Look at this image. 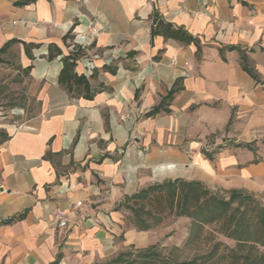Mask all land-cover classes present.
Returning <instances> with one entry per match:
<instances>
[{
  "label": "crops",
  "instance_id": "obj_1",
  "mask_svg": "<svg viewBox=\"0 0 264 264\" xmlns=\"http://www.w3.org/2000/svg\"><path fill=\"white\" fill-rule=\"evenodd\" d=\"M154 11L200 51L152 37ZM92 20L101 31L76 67L95 91L85 98L59 83L61 56L50 54L68 55ZM8 43L34 112L16 124L0 118V264H116L164 246L190 219L138 230L124 203L165 180L264 193L255 146L202 153L231 124L228 137L262 144L264 0H0V50ZM79 200L90 220L58 230L53 209Z\"/></svg>",
  "mask_w": 264,
  "mask_h": 264
},
{
  "label": "trees",
  "instance_id": "obj_2",
  "mask_svg": "<svg viewBox=\"0 0 264 264\" xmlns=\"http://www.w3.org/2000/svg\"><path fill=\"white\" fill-rule=\"evenodd\" d=\"M152 20V37L160 35L166 40L194 43L200 51L198 39L185 28L167 22L157 11L153 12ZM70 37L68 34L65 39ZM9 45L10 43L5 45L0 53H4ZM83 55L84 50L80 48H74L68 55H63L62 51L56 49L54 54H50V58L61 56L63 67L59 83L66 87L70 94L91 98L95 91L88 78L76 71L77 62ZM243 60L247 62L245 57ZM245 63L243 65L245 71L257 79ZM173 92L169 93L168 98ZM162 104L164 103L154 108L150 114L158 113ZM236 147L255 151L254 143H239ZM204 154L211 158L210 154ZM254 162L258 163L259 160L255 159ZM124 204L138 218L139 221L135 224L138 230H149L160 225L167 216L186 217L191 220L193 227L198 229L194 235L196 239L200 238L204 226L218 223L219 233L236 244L234 249H230L223 243H216L200 259L181 263H172L167 258L158 261L155 254L148 249L138 253L141 258H146L145 264H264V205L245 191H231L229 199H224L218 197L200 181L178 178L142 189L127 197ZM150 218L154 223H150ZM125 256L119 257L115 263L122 261Z\"/></svg>",
  "mask_w": 264,
  "mask_h": 264
},
{
  "label": "rangeland",
  "instance_id": "obj_3",
  "mask_svg": "<svg viewBox=\"0 0 264 264\" xmlns=\"http://www.w3.org/2000/svg\"><path fill=\"white\" fill-rule=\"evenodd\" d=\"M18 60L17 51L12 50L0 54V118L12 124H16L20 122V120L30 117L34 112L33 103L29 102L27 97V73L20 68ZM21 110H24V113H22ZM231 126L232 124L223 132L211 135L202 153L215 155L227 148L234 149L236 148V143L243 142L235 137H228V133L232 129ZM235 140H238V142H235ZM258 141H261L263 145L260 144L258 148L256 144H254V146L256 150L264 153V136L256 140V142ZM258 156L261 159L263 158L262 155ZM213 192L220 198L229 199L230 193L228 191L214 190ZM247 193L252 195L260 204L264 205V193ZM127 219H129L134 226L139 221L133 211H130ZM149 220L151 221L150 223H154L151 218ZM173 220L174 218L167 216L164 223L171 224ZM177 223L179 228H175L172 235L178 238L179 246L166 245L167 241H169L168 238L172 236L171 233L166 235L163 240L164 246L158 244L156 247L150 249L151 253L155 254L156 260L160 261L161 259L167 258L170 259L172 263H181L197 258L200 259L203 255H206L216 243H223L230 249L235 248L236 244L233 240L225 238L219 233L218 223L204 226L199 239L194 237L198 229L197 227H193L191 220H180ZM145 261L146 258H141L138 254H128L122 261L116 264H145Z\"/></svg>",
  "mask_w": 264,
  "mask_h": 264
},
{
  "label": "built area",
  "instance_id": "obj_4",
  "mask_svg": "<svg viewBox=\"0 0 264 264\" xmlns=\"http://www.w3.org/2000/svg\"><path fill=\"white\" fill-rule=\"evenodd\" d=\"M100 31L98 23L92 20L85 31L74 36L72 39V49L80 48L86 50L94 42ZM90 70L91 74H93L92 67H90ZM89 208L90 205L88 203L79 200L70 203L67 207H56L51 212V216L58 230H66L71 226H79L89 221Z\"/></svg>",
  "mask_w": 264,
  "mask_h": 264
}]
</instances>
